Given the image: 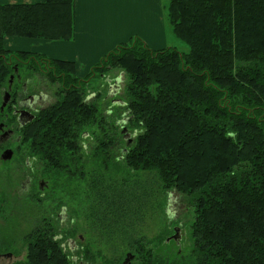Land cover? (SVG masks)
<instances>
[{
    "label": "trees",
    "instance_id": "1",
    "mask_svg": "<svg viewBox=\"0 0 264 264\" xmlns=\"http://www.w3.org/2000/svg\"><path fill=\"white\" fill-rule=\"evenodd\" d=\"M167 8L172 30L188 52L152 49L136 37L109 51L87 75L117 67L129 78L127 100L114 105L129 111L131 127L140 133L133 136L123 126L133 143L128 146L124 137L120 157H113L117 144L107 136L91 153L80 152L78 139L89 132L84 126L97 116L76 94L26 125L23 139L30 142V132H36L30 144L52 161L53 187L65 184L72 192L75 184L97 235L107 243L126 241L143 264H264V0H170ZM75 18V0L0 5V100L16 69L21 75L28 68L30 77L53 68L49 74L67 81L78 72L74 61L6 43L7 37L70 41ZM106 125L111 122L100 115L95 126L106 132ZM141 173L156 175L163 196L174 191L191 196L196 207L191 263L155 255L147 242L140 224L147 192L138 193ZM26 238L21 264L79 260L69 257L49 218ZM69 240L78 248L75 238ZM92 258L86 249V264Z\"/></svg>",
    "mask_w": 264,
    "mask_h": 264
},
{
    "label": "rangeland",
    "instance_id": "2",
    "mask_svg": "<svg viewBox=\"0 0 264 264\" xmlns=\"http://www.w3.org/2000/svg\"><path fill=\"white\" fill-rule=\"evenodd\" d=\"M168 4L169 1L166 2L164 10L167 37L165 42L168 46L175 47L181 52H188L189 45L178 38L172 30L167 12ZM136 37L139 36L133 35L125 43L131 42ZM9 40L12 39L9 38ZM44 44L41 45V49L33 51L46 58H55L52 57L50 54L52 52L48 49L51 46ZM14 48L18 49L16 45ZM42 66L45 68V65ZM79 68L83 69L84 66L81 64ZM28 71V68H23L21 74L25 75ZM77 73L79 76H83L87 72ZM36 77L39 76L36 75ZM93 82L99 87L98 117L100 115L107 117L111 125H106V132L103 127L99 130L95 124L84 126V130L90 132V137L85 140L80 136L78 147L80 152L89 154L93 148L98 147L99 139L107 136L117 144L112 152L113 157H120L122 150L127 147L122 134L123 126L127 125L133 136L140 133V130L131 127L129 111L119 105L112 104L113 98L116 102H119L120 99L127 100L125 89L129 78L122 68L110 67L103 74L98 72ZM112 85H116L118 90L115 87L112 88ZM109 110L113 112L109 113ZM30 135L34 136L36 132L32 131ZM32 140L30 137V142ZM30 142L23 138L21 142L11 141L10 146L16 151L18 150L17 155L9 162H5L0 157V254L13 253L12 258L1 257L0 264H21L24 262L28 249L26 236L47 218L56 226V232L61 236V242H64L69 257L79 258L78 262L73 261L72 264H78L82 259L84 263L88 262L85 259L86 249L87 255L90 250L93 256L90 262L95 264H125L128 252L136 255L132 264H143L139 253L134 249L130 250L126 241L117 239L107 243L97 235L89 223L85 196L77 191L75 184H72L73 193L65 184L62 185L64 191L54 188L52 181L55 178V170H52V161L42 157L41 160L40 153L31 148ZM85 143L90 151L84 147ZM28 157H31L34 163L32 169L25 165V160ZM86 161L88 164L89 158L83 157L82 163ZM28 171H33L38 178L49 179L50 188L43 194H40L38 189L35 191L36 193L33 192V189L23 190L21 184L26 179ZM137 178L141 185L138 188V193H143L142 188H146L147 191L143 199V218L140 224L147 242L154 249V254H159L170 261L179 260L191 263L195 259V239L192 235V226L196 220V207L191 196L175 191L163 196L160 183L154 173H141ZM66 192L71 196H68ZM50 214L53 217L50 218ZM176 227H180V236L174 239L173 235L177 233ZM80 234L85 236L84 241H80ZM69 238H75L78 248L76 247L74 250L69 247ZM168 238H171L170 241H167Z\"/></svg>",
    "mask_w": 264,
    "mask_h": 264
},
{
    "label": "crops",
    "instance_id": "3",
    "mask_svg": "<svg viewBox=\"0 0 264 264\" xmlns=\"http://www.w3.org/2000/svg\"><path fill=\"white\" fill-rule=\"evenodd\" d=\"M45 0H0V5L38 3ZM170 0H75V36L70 41L7 37L9 48L41 49L49 44L52 57L74 61L78 72H88L102 56L133 35L152 49L168 47L164 10ZM12 39V40H9ZM23 48V49H19ZM96 61V62H95ZM84 68L80 69L79 66Z\"/></svg>",
    "mask_w": 264,
    "mask_h": 264
},
{
    "label": "flooded vegetation",
    "instance_id": "4",
    "mask_svg": "<svg viewBox=\"0 0 264 264\" xmlns=\"http://www.w3.org/2000/svg\"><path fill=\"white\" fill-rule=\"evenodd\" d=\"M53 70L49 69V71ZM47 69L42 70L43 73L31 74L30 77L26 75L16 74L14 83L12 85V90L10 94V99L7 105L2 109L3 99L5 92L8 90L4 89L1 93L0 100V157L3 152L12 149L14 154L17 155L18 150L10 146L11 141L17 140L22 141L23 130L26 125L33 123L38 117L41 118L44 112L54 104L59 103L63 99L67 98L69 95H79L82 97L83 102L87 105H91L95 110L96 120L94 119L93 124H97L98 121V96L99 87L93 82L96 78L97 73H93L88 77L89 71L83 75L79 76L78 73L74 74L70 80H65L61 78V75L54 72V74H49ZM38 75L39 77H36ZM25 77V78H24ZM80 78L75 80L76 78ZM56 78V80H52ZM112 104H115V99H112ZM96 106V107H95ZM112 110H109L111 113ZM30 116L33 117L31 121L23 123ZM36 135H30L31 139L34 140ZM85 140L90 137V132L85 134ZM16 137V139H15ZM32 140V142H33ZM31 142V143H32ZM87 149V144H84ZM36 151V147H32ZM88 150V149H87ZM37 152V151H36ZM37 156V155H36ZM35 156V157H36ZM39 158L42 160L41 155ZM13 158L11 160H13ZM11 160L5 161L9 162ZM25 165L32 169L34 163L31 157L25 160ZM22 189L27 191L33 189V192L38 191L43 194L50 188V180L46 178H38L33 171H28L26 179L21 184ZM32 186H34L32 188ZM36 193V192H35ZM1 257L12 258L13 253L6 252L1 253ZM79 264H86L83 261Z\"/></svg>",
    "mask_w": 264,
    "mask_h": 264
},
{
    "label": "water",
    "instance_id": "5",
    "mask_svg": "<svg viewBox=\"0 0 264 264\" xmlns=\"http://www.w3.org/2000/svg\"><path fill=\"white\" fill-rule=\"evenodd\" d=\"M16 74H18V69H16L15 74L11 75V77H10L8 90L5 92V95H4L2 109L7 105V102L10 99L12 85L14 83ZM113 87H115V89L118 90V87L116 85H114V86L112 85V88ZM115 92H117V91L115 90ZM115 102H116V100H115ZM32 119H33V117L30 116L27 120H24L23 123H27L28 121H31ZM123 132L125 134L124 137L128 140L127 141V145L128 146L131 145L133 143V138L131 137V134L128 132V129L127 128H124ZM13 154H14L13 150L12 149H8V150H6V151L3 152L2 156H1V159L4 160V161L11 160L13 158ZM175 230H176L177 233L175 235H173V238L174 239L175 238H178L180 236L179 235L180 227H178V228L176 227ZM171 238H168L167 241H170ZM69 247L71 249H74L75 248V242H74V240H69ZM134 257H135V255L129 252L124 263L125 264H131L132 261H133V259H134ZM87 264H93V263H87Z\"/></svg>",
    "mask_w": 264,
    "mask_h": 264
}]
</instances>
